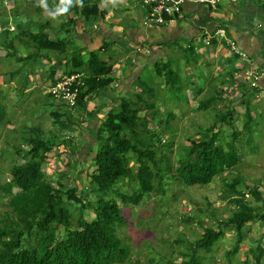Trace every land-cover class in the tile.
<instances>
[{"label":"trees","instance_id":"obj_1","mask_svg":"<svg viewBox=\"0 0 264 264\" xmlns=\"http://www.w3.org/2000/svg\"><path fill=\"white\" fill-rule=\"evenodd\" d=\"M94 1L90 4L88 0H82L83 7L74 3L65 14L76 13L79 10L87 21H95L97 19L95 13L99 11ZM59 4V0L46 1L50 12L55 11ZM206 6L212 10L209 5ZM8 10L10 15L19 16L21 11L18 9V1H14V5ZM36 10L44 11L45 7L37 6ZM25 15L27 14L24 13L23 16ZM67 22L73 23L74 19L70 17ZM5 23H0L4 36L2 44L6 48L5 54L0 56V62L7 57L9 60H15L14 63H20L19 66L8 71L11 79L14 74H21L23 65L28 64L26 73L15 79V83L21 89H25L29 74L33 73L31 70L43 54L42 50L63 54L68 50L69 41L65 38H49L47 29L50 26L47 19L38 24L39 28L34 33L31 31L25 33L24 30L18 32L20 23L15 25L17 30L12 32L8 27V21L5 20ZM71 28L74 27L71 26ZM213 33L216 34L215 31H212V34H204L208 42L217 40L212 38ZM23 36L28 38V41H22ZM19 41H22L23 45L33 42V50H27L23 56L19 55L17 52ZM233 41L240 50L237 42ZM223 43L229 48L225 40ZM109 44L107 42V45ZM80 49L81 47L71 51L70 56L67 55L70 60L72 58L71 66L63 72L64 74L74 72L85 74L84 85L79 86L73 107L84 106L87 96L97 90L105 89L115 80L111 76V69L107 70L105 66H102L104 62L100 60L98 52H93L90 58L84 59ZM192 49L191 44L187 48L188 52L186 47L184 48L185 57L193 56ZM45 56L50 55L45 54ZM233 56L243 59L237 53ZM171 61L173 60L170 58L164 62L156 61L154 69L159 73L165 87L184 88L178 85L179 75L175 74ZM162 66L164 68H161ZM196 69L199 74L198 68ZM236 71L238 70L229 71V73L232 76ZM54 73L52 64L47 73L51 81L50 85L56 80ZM48 79L42 81L43 85L47 84ZM187 82L191 84L190 80ZM145 84L141 78L137 79L134 84V88L137 89L134 93L135 100L126 98L127 94L119 99L108 95L104 97L105 102L111 101L115 105L106 111L101 122L95 126L93 136L98 150L92 146L86 153L91 152V156L85 157V160H92L95 165V169L88 175L90 188L87 190L78 185L73 187L67 185L65 180L68 169L55 172L56 178L48 177L41 169V163L47 159V153L51 148L57 147L58 150L64 151V143H68L72 149L70 140H65L66 135L63 131H67L68 135L71 134L73 131L71 124L79 123V119L74 122L77 117H71V114L66 119H62L63 112L67 109L66 104L54 105L53 96L45 93L42 95L41 102L45 103L43 96H49L45 104L51 109L49 115L57 124V127L48 131L47 139L43 138L44 130L38 125L7 128L11 120L7 118L5 92L0 85V135L2 132H9L14 140L9 152L5 155L11 159L7 174L4 175L0 168V264H152L155 262L152 258L142 263L141 255H139L142 253L135 249L139 240L151 233L145 232L142 238L139 236L135 239L134 244L133 239L123 230L126 224L128 225L130 215L123 209L130 208L131 205L140 206L142 203L146 205L144 209H147L149 205H152V208L155 204L162 206L167 202L165 198L168 196V191L172 194L171 196H175L181 185L205 186L216 177L221 179L223 188L220 195L225 200L221 216L216 217L215 207H212L208 211L212 220L208 219L204 222L199 214L202 212L201 206L191 202L193 206L191 209L194 210L192 216L181 214L178 218L179 222L189 227L191 236L173 238L167 245V249H170L169 256L162 260L161 264H216V261L221 260L223 264H249L246 258L242 260L243 262H238L236 255L246 237L245 229L256 220L263 224L261 236L243 252L245 254L247 251L255 252L254 264H264V197L259 189L263 183L247 186L248 179L241 175H235L230 179L223 175L227 170L238 169V163L244 156L242 146L245 144V139L243 140L242 137L246 135L250 138L253 135L252 132L256 131L253 126L260 122L259 119L255 120L256 116L251 115L248 97H241L245 109L242 118L235 121L234 107L230 105L227 98H223V89L214 85V92L210 97L199 100L194 108V110L206 111L213 102L214 116L211 124L197 128L194 137L189 138L188 145L179 144L178 147L182 152L178 158H173L163 153L171 152L172 148L161 143L158 132L148 126V122H153V112L157 110L153 101L144 95L153 93V87L149 88L151 84H146L147 86ZM245 85L246 89L251 88L250 95L259 92L258 83L252 87L249 80L248 83L245 82ZM203 86L204 83L201 82L196 91L183 97L188 105L196 99V94L200 93ZM178 99H180L179 96L176 101ZM143 108L146 112L140 117L137 112ZM87 114L96 116V112L92 110L87 111ZM170 121L172 119L167 116L165 121L157 120L156 123L168 125ZM55 130H58V133ZM174 130V128L171 130L172 134ZM170 137L167 138V144L172 145ZM246 149V153H254L257 150L252 144ZM6 150L7 148L0 151V159ZM14 153L25 160L14 161L12 159ZM130 160L133 164H130ZM70 163L71 161H68L66 164L68 168ZM164 176H168V183L164 182ZM124 184H127L126 189L123 188ZM173 186L177 189H173ZM90 194L94 196L92 199ZM152 195H158V199L147 205L148 203L143 199L150 198ZM248 195L256 204H252L251 200L247 199ZM226 208L229 209L228 213ZM198 225L201 226L200 233L195 236L193 229ZM143 229L146 228L141 225V231ZM227 233H231L234 243L219 253V258L216 259L213 253L217 250V242ZM170 236H167L168 242ZM134 245L135 247L132 248ZM133 250L138 254L134 255L137 259H131ZM178 256L181 260L176 262L175 258ZM155 264L159 263L155 262Z\"/></svg>","mask_w":264,"mask_h":264},{"label":"rangeland","instance_id":"obj_2","mask_svg":"<svg viewBox=\"0 0 264 264\" xmlns=\"http://www.w3.org/2000/svg\"><path fill=\"white\" fill-rule=\"evenodd\" d=\"M14 1H18V9L21 11L19 16H13L9 13V8H11L14 5ZM51 1L52 0H46ZM225 1V0H221ZM95 2V1H94ZM256 2V1H254ZM124 2L120 3L117 6V9L115 10L113 6L110 3H107V6L112 8L115 11L114 16H119L121 21L127 22V24H131V18L132 21H134V24L136 27H140L145 31L150 30H159L157 27L150 25L147 23L146 14H147V5L142 3V0H132L127 4ZM259 3V2H256ZM50 4V3H49ZM54 5V4H53ZM98 7L101 6V3L97 4ZM37 6H41L38 2V0H0V9H1V16H0V23H5V20L8 21V24L10 23L12 25V28L10 29L12 32H15L17 28H15L18 23V32L21 30H24L25 33L27 31H33L38 30L40 23L44 22V20H49V26L52 27V25H57L59 23L58 21L51 20L49 18L50 13L48 7L47 10L44 11L36 10ZM105 8L106 5L104 6ZM26 13L27 15L23 16V14ZM60 17L67 16L66 14L59 15ZM123 17V19H122ZM11 19L15 22L11 21ZM64 19V18H63ZM64 27L59 28L58 31H53L52 28H49L51 32H56L55 36L61 38H65L69 41L68 44V50L66 53L60 54L59 52H49L50 56L47 61V57L45 54H47L45 50H42L43 54L39 57L46 63H53L55 72L57 70H67L71 66L70 58L67 57L71 55V51L77 50L79 47H81L80 52H82L84 59L90 58L94 53L98 52V55L100 57V60L104 63L102 66H105V68L110 70L111 66H113V62H120L119 60H122V64L119 67L120 71L124 72L126 71V68L128 67V62L123 61V53L120 51L116 46L108 45V48L105 49V51L100 49H94L92 47H86L82 46L83 42H81V38L77 36V29L83 30L88 36H94V30L97 29L94 21H87L83 19V17L78 18L76 27L71 29L72 24L69 22H63ZM122 25V24H121ZM14 27V28H13ZM151 27H154L151 29ZM15 30V31H13ZM1 25H0V56H3L6 52V48L3 46L2 42L4 37L2 36L3 33H1ZM82 32V35L85 36ZM152 32V31H151ZM151 34V33H150ZM152 35H156V33L152 32ZM24 41H28V38H25L23 36ZM91 39V38H90ZM220 39V38H219ZM119 44H121L122 40L119 39L117 41ZM34 43L30 42L26 47L30 50L31 47H33ZM120 46V45H118ZM131 49L132 46H130ZM137 47V46H136ZM141 47V46H140ZM178 52L172 53L173 57L181 58V54L183 51H180L182 49V43H178L176 45ZM206 48V46L204 45ZM112 48V50L110 49ZM137 49V48H136ZM168 49V48H167ZM170 51H173V45L170 46ZM229 51L232 53L231 48H228ZM27 51V49H25ZM25 50L22 48L19 49V54H25ZM138 51H142L143 53L148 54L151 52V49H147L144 47H141V49H137ZM134 54V53H133ZM135 55V54H134ZM194 56V53L192 54ZM209 60H206L203 58L202 54H198V58H200L204 63L205 66H208V70L210 74H213L212 79L210 80L209 77H207V81L209 82L206 84L207 86L202 88L200 90V93L196 94V99L191 102L190 104L194 106L199 100H206L210 95L214 92V85L216 87H221V89H225L227 87L226 84H222L223 82V76L226 71V65H223L222 67H218L216 60L214 58V54H208ZM166 57V56H165ZM169 59L168 57L164 58L162 62ZM172 59V58H170ZM111 60V61H110ZM15 60L11 59L9 60L7 57H4V60L0 62V85L3 88L5 92V104H6V114L7 118L11 120V123L7 125V128L12 127H19V126H31V125H38L41 126V128L44 130L43 132V138H48V131L52 129L53 127H57V124L54 120V118L49 115V107L47 106L46 101L48 100L49 96L45 95L43 96V100H45V103L41 102L42 95L45 94L46 87L48 85L44 84V87L41 91H36L33 93H29L21 89L16 83L15 79L20 78L23 73L21 74H14L12 79L10 78L8 71L11 69H14L15 67L19 66L20 63H14ZM53 61V62H52ZM42 64V65H41ZM37 62V64L34 66V71L38 73L39 80H34V83L42 82L41 80V73H48V69H42L43 63ZM143 67L142 70L139 72L138 76L142 80L145 81L146 84H151L153 87V93H147L144 94L148 99H151L153 103L155 104V109L157 111L153 112V118L152 121L154 122H148V126L155 129L156 132H158L157 135L160 137V142L164 143L169 146L171 149V152L164 151L163 153H166L168 155H171L173 158H178L181 154V149H179V144H186L188 145L190 142V139L194 137V132L196 133V129L199 127H205L211 124L212 118L214 116L213 114V102L210 103L206 111L203 110H193L189 109V105L183 99L185 96V89H191L193 83L189 85L186 80L187 78L183 77L182 72L184 71V66L181 65L179 62L171 61V65L173 69L175 70V74L179 75V86L184 88H169L165 87L162 78H160L159 73L154 69V66H152L150 63H147L145 61L142 62ZM31 69V66L29 67ZM161 68H164L162 66ZM63 70V71H64ZM195 70L197 71L196 67ZM205 71V69H203ZM24 72V70H22ZM33 72L32 75L34 76L35 73ZM4 73V74H2ZM112 74V73H111ZM244 75H248V71H245L243 73ZM45 76V75H43ZM113 76V75H111ZM188 76H190V72L188 73ZM36 77V76H34ZM46 77V76H45ZM114 77V76H113ZM48 78V77H47ZM116 77H114L115 79ZM176 79V78H174ZM190 79V77H189ZM197 79V78H196ZM50 82V80H49ZM205 83V82H204ZM40 84V83H39ZM226 85V86H225ZM197 84H195V88L192 92L197 90ZM113 88V83L106 87L103 90H97L93 92V94H90L87 96V98L84 100V106H70L66 104V110L67 113L71 114V117H77L75 118L77 122L79 119V123H72L71 128H73V131L71 134L68 135L67 131L64 134L65 140H70V145L72 149L68 146V143H64V151H60L57 148H51L47 153V159H45L41 163V169L45 172V174L50 178H56L57 174L55 172L57 171H63L65 169H68V175L65 180L67 185L69 187H73L74 185H78L80 187H84L85 190L90 188V179L88 175L95 169V165L92 160H85V157H90L91 152L89 154H86L88 152V148L94 147L96 150H98L97 143L95 142L94 136L96 127H93L94 124H98L101 122L104 114L106 113V106L109 102L104 101V97L108 95L109 97H116L111 95V91ZM131 90L127 93L125 96L126 98H129V100H135L134 93L137 92V89ZM146 89V88H145ZM103 92V94L101 93ZM260 100L264 102V92L259 93ZM177 96L180 97L178 101H176ZM54 99V98H53ZM103 99V100H102ZM101 101V103H100ZM99 102V104H98ZM103 106L101 107L103 115L101 113H98V119L95 118L94 115L87 114V111H97L98 108H100V104ZM54 105L55 100L53 101ZM112 108V107H111ZM239 108V107H238ZM38 112V113H37ZM146 111L144 109L139 110L137 112V115L142 117L145 114ZM36 113V114H35ZM64 113L63 118H67L68 114ZM255 113V111L253 112ZM182 114V116H181ZM90 115V116H89ZM234 113V116L236 120L238 121L240 118H242L241 112L238 113V115ZM167 116L172 119L168 125L159 124L156 123L157 120L165 121L167 119ZM177 116V117H176ZM259 118L256 116V121ZM155 120V121H154ZM157 124V125H156ZM160 125V126H159ZM158 126V127H157ZM239 126L241 124L239 123ZM175 129L172 134V129ZM253 129H256V131H253L250 138L248 136L244 135L242 139L245 141V144L243 147V160L238 163V169L237 170H227L223 175H225L228 179L232 178L235 175H241L243 178H247L246 185H256L259 182L263 183L261 186H259V189L262 192V196L264 197V115L260 117V122L256 123L253 126ZM55 132L58 133V130ZM172 134V135H171ZM225 135H229L228 133H225ZM0 151L2 149L7 148V150L3 153V156L0 159V168L2 169V173L4 175L7 174V169L10 167L11 159L9 157H5V155L9 152L10 146L12 144V134L9 132H2L0 135ZM171 136V137H170ZM64 138V136H62ZM170 137L169 140H172V145L167 144V138ZM71 138V139H68ZM190 138V139H189ZM253 145L257 148V150L254 153H246L247 147L250 145ZM85 146V147H84ZM28 148V147H25ZM76 150V151H75ZM168 150V149H164ZM75 151V152H73ZM12 159L16 162H21L25 160V158H22L19 154H13ZM175 160V159H174ZM173 160V162H174ZM71 161L70 168L66 166L67 162ZM130 164L132 163V160H130ZM164 182H169L168 176H164ZM56 186V185H54ZM123 188H127V184L123 185ZM223 188V185L221 184V179L216 177L212 182L205 186L200 185H193V186H183L181 185L178 189V191L175 193V196H171L172 194L170 191L167 193V197L165 200L167 201L162 206L159 204H155V207L152 208L151 202L156 201L158 199V195H152L150 198L145 197L143 199L144 202H147L149 206H147V209H144L146 205H143V203L139 205H131L132 207L123 209L125 212L130 213L128 216V225L123 228L124 232L133 239V242L135 244V239H138L140 236L141 238L146 234L145 232L151 233V235H148L142 239L139 240L138 246H136V250H140V252L143 254L141 255L142 263L144 261L146 262L148 258H152L155 262H158L159 264L162 263V260H165L166 257L169 256L170 249H167V245H169L170 241L175 238L176 236L184 238L185 236H191V231L189 227L181 222H179L178 218L181 214H192L194 213V210L191 209L192 203L196 202L197 206H201L202 212H199L200 217L204 219V222L206 220H212L208 214V211L212 209V207H215L214 212L216 217L221 216L222 207L224 204V201L220 195V191ZM173 189H177L176 186H173ZM87 192V191H86ZM130 192V191H129ZM94 196L93 194H90V198L92 199ZM247 199L251 200L252 204H256L255 201L251 198L250 195L247 196ZM164 200V201H165ZM210 204V205H207ZM124 208V207H123ZM227 213L229 211L228 208H226ZM225 213V214H227ZM90 216H92V213H90ZM141 225L144 226L146 229H143L141 231ZM263 224L256 220L253 222L248 228L245 229L246 237L244 239L243 244L240 247L239 252L237 253V261H241L244 258L247 259V262L249 264H254V255H256L255 252L247 251L246 254L243 252V250H246L248 246H251L254 244L255 240H257L262 233ZM200 225L195 227L193 230L195 232V236H198L200 233ZM168 235H171L168 240ZM129 240L128 238H126ZM233 237L231 236V233H227L224 238L219 240L217 242V250L213 253V256L218 259L219 253L223 252L226 247L232 246L234 241H232ZM137 245V244H136ZM132 246V248H134ZM216 247V246H215ZM178 249V248H177ZM138 255L135 250H133V256H131V259H137L136 256ZM163 256H165L163 258ZM140 259V258H139ZM176 262H179L181 260L180 256L175 258ZM153 262L152 264H155ZM224 263L222 260L219 262L216 261V264ZM150 264V263H147ZM208 264V263H206Z\"/></svg>","mask_w":264,"mask_h":264},{"label":"crops","instance_id":"obj_3","mask_svg":"<svg viewBox=\"0 0 264 264\" xmlns=\"http://www.w3.org/2000/svg\"><path fill=\"white\" fill-rule=\"evenodd\" d=\"M88 1L90 4H92L94 0ZM130 1L132 0H122V2L127 5ZM95 3L96 5L98 3H101V6L98 7L97 5V10L99 12L95 13L97 19L94 21V23L97 29L94 30V36H88L81 29H77V36L81 38V42H83L82 46H86L89 48L92 47L94 49H100L103 51L108 48L107 42H109V45L116 46L120 51H122V53L124 54L122 57V59H124L123 61H129L128 67L126 68L125 72L124 70H119V67L122 64V60H119L120 62H113V66H111L110 68L112 75L116 77L115 80L112 82L113 88L112 90H110V93L116 97L111 96L112 98L119 99L123 95L127 94L129 91L134 90V84L139 78L138 74L142 70L143 61L150 63L152 66H154V63L156 61H163V59L166 57L172 58L173 61H175L176 63L179 62L181 65L184 66V71L182 72L183 77L187 78L186 80H190V82L193 83L191 89H185V95L189 96L190 93H193L192 91L195 88V84H197L196 88H199L201 82H205L203 86L204 88L207 86L206 84L209 83L207 81V77H209L210 80L212 79L213 74H210V72L207 71L208 66H205V63L197 56L198 54H202L203 58L209 60L208 54L211 53L214 54V58L218 67L226 65V71L223 76V82H225L224 84H226L227 87L223 89L222 92L224 93L223 98H227L230 101V105L234 107V113L238 115V113L241 112V115L243 116L245 105L243 104L241 97L244 96L248 97L249 109L252 112V116H257L260 120L262 114L264 115V102L260 100L259 95V93L264 92L263 3H256L253 0H220L218 1L216 8H212L211 10L208 6H205L204 4H198L193 1H187L182 6L181 14L177 15L173 21L168 22L166 24L154 25L155 27L159 26L157 27L159 30L150 31H145L140 27H136L134 21H132V18L131 24H127V22L121 21L119 16H114L115 11L112 8L108 7L104 0H96ZM105 5L107 8L104 7ZM113 8L116 10L117 6ZM46 14L49 13L46 12ZM81 14L82 13H79L78 10L76 13H69L66 17L57 16L56 18H53L52 16H49L51 20H59V23L57 25H52V27L50 28H52L53 31H58L59 28L65 29L63 22H67V19L70 17L74 19V22L70 24H73L72 26L75 28L78 18L83 17ZM83 19L85 18L83 17ZM11 21L15 25V22L12 19ZM8 27L9 29H11L12 25L9 23ZM152 28L154 27H151V29ZM48 29L47 34L49 38H59L55 36L56 32L53 33ZM217 29H223L225 36L219 37L217 34L213 33L214 37L212 38H216L217 40L214 42L210 40L208 42L204 34H212V31H215L216 33ZM151 31L153 33H156V35H152ZM34 32H37V29L34 30ZM82 32L86 35L83 36ZM219 38H224L226 42L227 40H235L240 48V51L248 55V58L241 59L234 57V53H231L228 47L224 46V40H220ZM119 39L122 40L121 44L117 42L119 41ZM21 40L24 41L23 37ZM22 41L18 42V51L20 48H22L23 50H29L26 47L27 45L21 44L23 43ZM178 43H182V49H180V51H183L181 54V58H176L172 55V53L174 54L178 52L176 47ZM190 44L193 46L192 51L194 53V56H192L191 58L185 57L184 52V48L186 47L187 50V48L190 47ZM171 45H173V51H170L169 49ZM204 45L206 46V48L204 47ZM130 46H132L133 49H131ZM136 46H141L149 50L151 49V52H149L148 54L143 53L142 51H138L136 49ZM110 49L112 50V48ZM30 50H33V47H31ZM186 52H188V50ZM26 53L27 51L25 50V54ZM25 54L19 55L23 56ZM48 54L49 52H47V55ZM49 60L50 59H47V61ZM38 62L40 64L43 63L42 69L44 70L48 69L53 64L46 63L41 58H38ZM195 67L198 68L199 74L198 71L195 70ZM27 69L28 64L26 63L22 67V70H24V72L22 73H26ZM203 69H205V71ZM34 70L35 69L31 71L35 72ZM63 70L64 69L57 70L54 73V78L56 79L61 73L65 72ZM235 70L238 71L234 72L231 76L229 71L233 72ZM245 71L257 72L261 75L258 80L259 92L254 95H250V87L249 90L246 89L245 82L248 83L250 79L248 75L243 74L245 73ZM189 72L190 76H188ZM43 75H45L46 77ZM34 76L29 74V78L25 89H23V92L26 91L29 93H33L42 90L44 86L43 82H39L40 84L37 82L34 83V80H39L38 73ZM41 76L42 81L48 77L47 73L44 72L41 73ZM196 78L199 79L197 80ZM47 83H49L50 85L51 81L49 82L48 79ZM149 88H152V86L149 85ZM243 93H246V96L242 95ZM220 104L222 105V103ZM114 105V102L109 101L108 105L106 106V111ZM196 105L197 103L194 104V106L190 104L189 109L194 110ZM102 106L103 102L102 104H100V108H98V110L96 111V119H98V113H101L103 115L101 109ZM143 109L144 111H146L145 108ZM254 111L255 113H253ZM235 121H237L236 118ZM95 126L96 124L93 125V127ZM228 132L230 133V131Z\"/></svg>","mask_w":264,"mask_h":264},{"label":"built area","instance_id":"obj_4","mask_svg":"<svg viewBox=\"0 0 264 264\" xmlns=\"http://www.w3.org/2000/svg\"><path fill=\"white\" fill-rule=\"evenodd\" d=\"M187 1H193L198 4L202 3L205 6L209 5L211 8L215 9L216 3L220 0H142V3L147 5V23L150 25H160L173 21L177 15L181 14L182 6ZM253 1L264 4V0ZM216 34L219 37L225 36L223 29H217ZM227 42L232 50V53H237L243 59H246V54L238 49L233 40H227ZM136 48L141 49L140 46H137ZM248 73L250 85L252 87L256 86L261 75L253 71H248ZM84 77L85 74L83 72L61 74L56 78L54 83L46 88L45 92L52 95L57 104L62 102L73 106L76 102L79 86L84 85Z\"/></svg>","mask_w":264,"mask_h":264},{"label":"clouds","instance_id":"obj_5","mask_svg":"<svg viewBox=\"0 0 264 264\" xmlns=\"http://www.w3.org/2000/svg\"><path fill=\"white\" fill-rule=\"evenodd\" d=\"M39 4L42 6V7H45V9L47 10V5H46V0H38ZM104 2L107 4V3H110L113 7L115 6H118L120 3H122V0H104ZM76 4L80 7H83V3H82V0H60V4L59 6L55 9V11H52L49 13L50 16H52L53 18H56L57 16H59L60 14H65L69 11L70 7L73 5V4ZM61 74H64V73H61ZM60 74V75H61ZM46 91V90H45ZM46 93V92H45ZM62 103V102H60ZM59 103V104H60ZM56 105H58L56 102H55ZM67 111L64 110V113H66ZM70 115V113H68V116ZM57 148V147H56ZM184 224V223H183Z\"/></svg>","mask_w":264,"mask_h":264}]
</instances>
